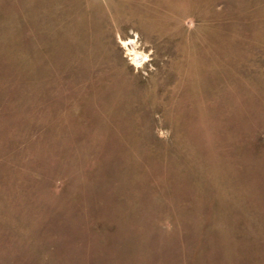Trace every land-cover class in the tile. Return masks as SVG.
Listing matches in <instances>:
<instances>
[{
  "label": "rangeland",
  "instance_id": "1",
  "mask_svg": "<svg viewBox=\"0 0 264 264\" xmlns=\"http://www.w3.org/2000/svg\"><path fill=\"white\" fill-rule=\"evenodd\" d=\"M0 264H264V0H0Z\"/></svg>",
  "mask_w": 264,
  "mask_h": 264
}]
</instances>
